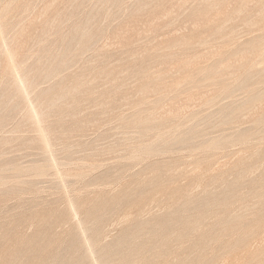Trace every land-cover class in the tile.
I'll return each mask as SVG.
<instances>
[{
    "label": "rangeland",
    "instance_id": "1",
    "mask_svg": "<svg viewBox=\"0 0 264 264\" xmlns=\"http://www.w3.org/2000/svg\"><path fill=\"white\" fill-rule=\"evenodd\" d=\"M263 41L264 0H0V264H264Z\"/></svg>",
    "mask_w": 264,
    "mask_h": 264
},
{
    "label": "bare ground",
    "instance_id": "2",
    "mask_svg": "<svg viewBox=\"0 0 264 264\" xmlns=\"http://www.w3.org/2000/svg\"><path fill=\"white\" fill-rule=\"evenodd\" d=\"M105 2V1H104ZM115 2V1H114ZM117 2V1H116ZM149 6V5H148ZM107 7V6H106ZM95 12H98V11H95ZM109 12V11H108ZM165 19V18H164ZM75 30V29H74ZM79 37V36H78ZM87 38V37H86ZM72 39V38H71ZM75 39V38H74ZM261 40V39H260ZM264 42V41H263ZM78 45V44H77ZM66 51V50H65ZM130 60V59H129ZM233 67V66H232ZM236 69V68H235ZM26 72V71H25ZM22 76V75H21ZM4 78V77H3ZM40 78V77H39ZM22 83V82H21ZM249 83V82H248ZM24 84V83H23ZM32 84V83H31ZM85 84V83H84ZM22 86V85H21ZM83 90V89H82ZM54 91V90H53ZM2 98V97H1ZM49 98V97H48ZM257 98V97H256ZM38 99V98H37ZM47 100V99H46ZM41 106H43V105H41ZM49 106V105H48ZM244 106V105H243ZM36 107V106H35ZM40 107V106H39ZM49 108V107H48ZM59 109V108H58ZM34 112V111H33ZM32 114H35V113H32ZM42 115V114H41ZM35 116V115H34ZM33 116V117H34ZM36 117V116H35ZM34 117V118H35ZM47 120V119H46ZM157 122V121H156ZM160 122V121H159ZM160 124V123H159ZM216 128V127H215ZM50 135V134H49ZM45 137V136H44ZM210 140V139H209ZM222 141V140H221ZM218 142V141H217ZM211 143V142H210ZM221 143V142H220ZM207 144H208V142H207ZM217 145V144H216ZM149 147V146H148ZM209 147V146H208ZM144 149H146V148H144ZM249 173V172H248ZM249 176V175H248ZM211 200V199H210ZM185 202V201H184ZM179 207V206H178ZM188 207V206H187ZM185 209V208H184ZM234 217V216H233ZM232 219H230V221H231ZM197 222V221H196ZM191 224V223H190ZM229 224V223H228ZM185 229V228H184ZM185 233V232H184ZM192 234V233H191ZM186 235V234H185ZM247 235V234H246ZM242 238V237H241ZM241 241V240H240ZM117 251H120V250H117ZM119 253V252H118ZM100 258V257H99ZM105 260H107L106 258H105ZM109 260V259H108ZM80 261V260H79ZM102 262V261H101ZM98 263V262H97ZM100 264V263H99Z\"/></svg>",
    "mask_w": 264,
    "mask_h": 264
}]
</instances>
